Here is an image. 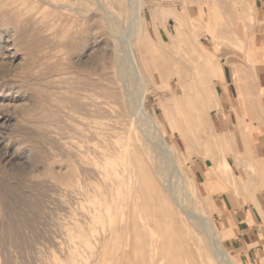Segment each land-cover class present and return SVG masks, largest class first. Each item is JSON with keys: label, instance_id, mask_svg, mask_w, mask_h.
<instances>
[{"label": "rangeland", "instance_id": "rangeland-1", "mask_svg": "<svg viewBox=\"0 0 264 264\" xmlns=\"http://www.w3.org/2000/svg\"><path fill=\"white\" fill-rule=\"evenodd\" d=\"M177 17L216 79L225 66L237 84L233 67L248 69L237 72L244 113L226 110L215 79L210 138L168 108L177 75H195ZM261 21L256 0H0V264H168L189 209L226 228L222 245L236 264H264V117L248 56ZM144 27L160 52L133 44ZM238 118L240 144L227 132ZM188 235V264H205ZM122 248L130 253L120 259Z\"/></svg>", "mask_w": 264, "mask_h": 264}, {"label": "bare ground", "instance_id": "bare-ground-1", "mask_svg": "<svg viewBox=\"0 0 264 264\" xmlns=\"http://www.w3.org/2000/svg\"><path fill=\"white\" fill-rule=\"evenodd\" d=\"M118 3V2H117ZM134 5V4H132ZM104 4L102 5V3H99L98 4V8L100 10H104ZM132 7V6H131ZM134 7V6H133ZM136 7V6H135ZM137 8H139V11L137 10V15L136 17H139L138 19H140L142 25L141 26H144V20H143V15L141 13V7L140 5L137 6ZM136 8V9H137ZM133 10V9H132ZM253 10V8H252ZM135 11V10H134ZM133 11V12H134ZM225 11V15H230L232 16V20L235 19L236 20V17H235V14L233 12H229V11ZM105 12V10H104ZM139 12V13H138ZM182 14H188V7L185 5L183 6L182 8V11H181ZM108 14V13H106ZM152 16H153V19H154V13L152 12L151 13ZM134 15V14H133ZM135 15L133 17H135ZM251 15V14H250ZM113 16V15H112ZM107 17V15H106ZM115 18V17H113ZM110 19L111 16H110ZM117 19V18H116ZM135 19V18H134ZM137 20V19H135ZM137 23V22H136ZM136 23L134 22V26H136ZM199 24H205V20L204 18L198 23V24H193V28H196V26H198ZM234 25V24H233ZM237 25V23H236ZM225 26H226V21H220L219 24H218V29H217V35L219 36H222L224 34V32L226 31L225 29ZM109 28V27H108ZM137 28V27H136ZM142 34L140 36H135L133 38V44H142L145 49H150L151 48V51H159L158 48H154L152 47V43L149 39V36L146 32V28L144 27V29H142ZM251 30V29H250ZM134 32V31H133ZM175 32H176V35L178 39H181L182 41V45L184 46V49H186L187 53L189 54V60L191 61L190 63V69L194 72V76H189L188 79L185 78V76L183 75H177V79H178V83L180 85V88H181V92H180V95L179 96H176V95H173V98L171 99V102L169 103L168 105V108L170 110V112L176 117V118H180L181 120H183V122L185 123V126L188 127L189 124H191L197 131L199 132H203L205 131V127H206V124H205V120H204V115L208 113V110L209 108L211 107L210 105L213 106V104H209L208 103V98L212 96H216V89H215V84H214V81H215V77L213 76L212 74V71H211V68L207 62V60L205 59L202 51L200 50V45H197L196 43H194L193 41H191V39L185 34V32L183 31V24L181 22V20L177 17V21H176V28H175ZM111 33V32H110ZM237 33V31H236ZM221 40V39H219ZM162 41L160 40V43ZM163 43V42H162ZM162 43H161V46H162ZM160 52V51H159ZM218 61V59H216ZM241 64H239L238 66L236 67H233V73H234V76H235V79L237 80V84L240 83V77L238 76V73L239 71H244V72H248V69L244 66H242V68H238L240 67ZM180 74V73H178ZM150 76V74H149ZM169 86V85H168ZM239 86V85H238ZM246 86V85H245ZM243 86V87H245ZM241 87V86H240ZM257 89H258V94L261 96L262 95V88L259 87L258 85H256ZM169 88V87H168ZM247 89V87L245 88V90ZM239 91V89H238ZM128 97V96H127ZM126 97V99H127ZM130 98V97H129ZM180 101V103L178 102V99ZM132 102V100H130ZM130 101H126L127 102V107L128 108H131V103ZM214 101V100H213ZM135 103V102H134ZM141 103H143V101L141 100ZM215 103V102H214ZM216 107V106H215ZM132 109V108H131ZM136 112V110H135ZM169 112V113H170ZM194 115H196L197 117H195ZM153 117H151L149 115V119L150 120H153L152 119ZM242 119H239L238 118V128L235 130V129H231V131H227L228 132V137L229 138H235L237 140V143L240 144V142H245L246 141V138H247V135H246V132H245V129H244V126L242 124ZM154 122V121H153ZM171 125V124H170ZM154 127V132L155 134H157L159 137L161 136V132L159 130V128L156 126V125H153ZM190 127V126H189ZM182 133V132H181ZM205 136L209 137L212 136L211 133L205 131ZM146 136V133L144 134ZM227 135V134H226ZM241 135V138H239V136ZM144 136V137H145ZM162 138V137H161ZM149 140V138H147ZM163 139V138H162ZM146 140V141H148ZM150 141V140H149ZM151 142V141H150ZM150 144V143H149ZM152 145H154L152 143ZM150 148H151V144H150ZM155 148V146H154ZM152 150V149H151ZM160 150V149H159ZM153 151V150H152ZM246 151V150H245ZM155 152H156V149H155ZM160 152V151H159ZM157 153V152H156ZM155 153V154H156ZM160 153H162L161 155L166 159L168 157H166L164 155V153L161 151ZM159 153V155H160ZM162 158V157H161ZM164 159V160H165ZM160 160V159H159ZM170 160V166L172 167V171H173V175L174 174H178L179 177H182V172L180 171V168L178 167V164H174V162ZM167 161V160H166ZM227 161V160H226ZM224 159L221 158V160H219V163L216 164L217 166L219 165H222V166H226V168L229 166L228 163L226 162ZM161 162V161H160ZM162 166L161 169L163 168V165H160ZM168 166V167H170ZM159 167V166H158ZM166 169V168H165ZM170 169V170H171ZM168 170V169H166ZM169 170V171H170ZM157 171V169H156ZM160 173L161 171L158 170ZM171 171V172H172ZM166 172V171H164ZM172 175V174H171ZM161 177V173L159 175ZM163 176V175H162ZM149 177V176H148ZM147 177V178H148ZM165 177V176H164ZM164 177H162L164 179ZM151 178V177H150ZM160 179V178H159ZM162 179V180H163ZM168 180V179H167ZM165 180H163L162 182H164ZM183 181V179H182ZM165 183V182H164ZM162 184V183H161ZM182 184V183H181ZM154 185V184H153ZM162 186V185H160ZM184 186V185H183ZM182 186V187H183ZM166 187V186H165ZM156 188V187H155ZM179 188V186H178ZM166 189V188H165ZM176 189V188H175ZM180 189V188H179ZM184 189V188H183ZM157 190V189H156ZM168 190V189H166ZM182 190V188H181ZM185 190V189H184ZM171 191V190H170ZM174 191V190H173ZM177 191H179L177 189ZM183 191V190H182ZM186 191V190H185ZM184 191V192H185ZM156 192V191H155ZM157 193V192H156ZM159 193V192H158ZM171 194V192H169ZM168 193V194H169ZM176 194V193H175ZM174 195V194H173ZM179 195V194H178ZM181 195L183 196V194L181 193ZM185 195L188 196L185 192ZM148 196V195H147ZM157 197V194L155 195ZM180 196V195H179ZM161 197V196H160ZM172 197V196H171ZM181 197V196H180ZM158 198V197H157ZM178 198V197H176ZM176 198H175V201H176ZM187 198V197H186ZM206 199V197H204ZM148 199V198H146ZM145 199V200H146ZM174 198L172 197V200ZM180 198L177 199V201H179ZM160 200V199H159ZM183 200H188V199H183ZM174 201V202H175ZM137 202V201H136ZM161 202V200H160ZM131 203V202H130ZM166 203V202H165ZM172 203V202H171ZM176 203V202H175ZM182 202H178L176 204H173L175 206H177L178 204V207L181 206ZM187 203L186 202V206H187ZM191 203V201H190ZM192 204V203H191ZM190 204V205H191ZM130 205V204H129ZM151 205V203H150ZM154 205V204H153ZM149 206V205H148ZM189 206V204H188ZM188 206L186 207V209L188 210L189 208H191L193 205H191L189 208ZM209 206L211 208H215L213 202H211L209 204ZM130 207V206H128ZM183 207V210H185V206H181L180 208ZM146 208V207H144ZM152 208V207H151ZM130 209V208H129ZM128 209V210H129ZM177 209V208H176ZM187 210H185L187 212ZM190 210V209H189ZM188 212L185 213L186 214V217H185V220H182L181 221V232L185 235L184 236V239H182V241L179 242V245H177L176 248H178V253L174 255V257H172L171 259L167 260L168 261V264H188L189 262H192L191 260V256H189V252H190V248L189 247H186L187 243H188V240L187 237L189 236L188 234L190 232L193 233V236H191V239H193V241L195 242L196 246L199 247V249L202 250V253H204V256L206 258V260L204 259L205 261V264H236L232 258L230 257L229 253L224 249L223 245H222V242L225 238V235H226V228H224V230H217L216 227L214 226V224L212 223V221L205 217V216H192L194 214H192V212ZM192 210H193V207H192ZM131 211V210H130ZM133 211V210H132ZM173 211V210H172ZM154 212V211H153ZM167 215V214H166ZM128 218H130V213L128 214ZM135 220V219H134ZM130 222V221H129ZM128 222V223H129ZM138 222V221H137ZM156 222V221H155ZM131 223V222H130ZM140 224V223H139ZM153 224V222H152ZM131 224H128L127 226H130ZM156 225V224H155ZM125 226L127 229L129 227ZM132 226V225H131ZM142 228V227H140ZM159 228V227H158ZM126 229V230H127ZM157 229V228H156ZM130 230V228H129ZM132 230V229H131ZM130 232V231H129ZM131 233V232H130ZM175 233V232H174ZM110 234V233H109ZM177 234V233H176ZM175 234V235H176ZM126 235V234H125ZM160 235V233H159ZM158 235V236H159ZM188 235V236H187ZM111 236V234H110ZM109 238V237H108ZM177 238V237H176ZM110 239V238H109ZM161 239V238H160ZM178 239V238H177ZM126 240V238H125ZM124 240V241H125ZM203 240L204 241V246L201 248L200 246V241ZM161 244V243H160ZM163 244V243H162ZM124 245L122 244V247ZM125 247V246H124ZM186 247V248H184ZM126 248V247H125ZM123 249V248H122ZM129 249V248H128ZM124 250V249H123ZM121 250V257L120 259L124 256L122 254H124L126 252V249L123 251ZM163 251V250H162ZM126 253H130L128 250ZM165 254L163 255V258L166 257V254L168 256V254L170 253V251L166 250L164 252ZM185 253H188V256L185 255ZM127 255V254H126ZM131 256V254H129ZM133 257V255H132ZM127 258H128V255H127ZM134 258V257H133ZM129 259V258H128ZM176 259V260H175ZM131 260V259H130ZM134 260V259H133ZM124 261V260H123ZM132 261V260H131ZM129 261V262H131ZM119 262L121 263V261L119 260ZM177 262V263H176ZM119 263V264H120ZM164 263L166 264V261H164Z\"/></svg>", "mask_w": 264, "mask_h": 264}, {"label": "crops", "instance_id": "crops-1", "mask_svg": "<svg viewBox=\"0 0 264 264\" xmlns=\"http://www.w3.org/2000/svg\"><path fill=\"white\" fill-rule=\"evenodd\" d=\"M257 8L260 11V17H261V24L259 26L260 34L258 37L257 43H254L255 49L251 50L249 52V59H250V66L252 69V66L256 69V73L254 74L253 81L256 79L260 82V87L262 88V95L258 99L260 101V114L264 117V0H256ZM254 57V60H253ZM236 62H234L235 64ZM228 66V65H227ZM223 68V74L218 79H216L217 84L220 89L222 104L226 106V110L229 111L231 109L236 110L238 113L242 112L244 113L246 106V102L244 99V90L241 84V78L240 83L236 84L235 82L232 83V75L231 71L227 67ZM239 85V86H238ZM253 85V84H252ZM241 86V87H240ZM238 89L242 92L243 99L240 100L238 97ZM233 90L235 92V97H233L231 94H233ZM238 239L243 240L245 243H247L246 239H248V235L243 232H238ZM238 247H241V243H237Z\"/></svg>", "mask_w": 264, "mask_h": 264}]
</instances>
